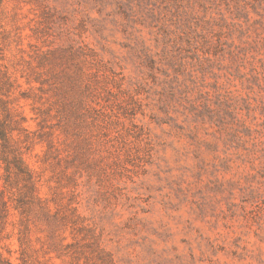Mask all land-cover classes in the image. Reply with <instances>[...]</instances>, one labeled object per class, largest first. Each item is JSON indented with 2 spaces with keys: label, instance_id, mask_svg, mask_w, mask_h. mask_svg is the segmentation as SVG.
Wrapping results in <instances>:
<instances>
[{
  "label": "rangeland",
  "instance_id": "rangeland-1",
  "mask_svg": "<svg viewBox=\"0 0 264 264\" xmlns=\"http://www.w3.org/2000/svg\"><path fill=\"white\" fill-rule=\"evenodd\" d=\"M0 264H264V0H0Z\"/></svg>",
  "mask_w": 264,
  "mask_h": 264
}]
</instances>
